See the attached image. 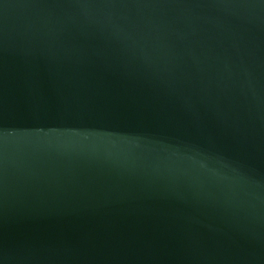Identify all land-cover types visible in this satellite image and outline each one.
<instances>
[{
	"label": "water",
	"instance_id": "obj_1",
	"mask_svg": "<svg viewBox=\"0 0 264 264\" xmlns=\"http://www.w3.org/2000/svg\"><path fill=\"white\" fill-rule=\"evenodd\" d=\"M0 264H264V0H0Z\"/></svg>",
	"mask_w": 264,
	"mask_h": 264
}]
</instances>
